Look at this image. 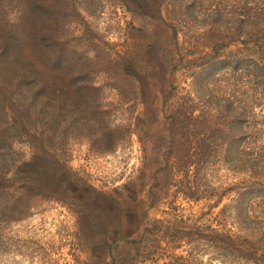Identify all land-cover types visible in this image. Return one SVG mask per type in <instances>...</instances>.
I'll use <instances>...</instances> for the list:
<instances>
[{"label":"rangeland","instance_id":"1","mask_svg":"<svg viewBox=\"0 0 264 264\" xmlns=\"http://www.w3.org/2000/svg\"><path fill=\"white\" fill-rule=\"evenodd\" d=\"M2 1L4 33L23 41L29 61L38 58V71L48 72L47 57L65 54L74 73L82 72L83 85L74 84L76 74L62 73L50 98L42 96L30 109L22 101L26 91L19 95L17 84L10 86L14 79H0V264H114L111 249L118 263L183 264L175 255L189 260V249L170 253L167 244H155L172 231L169 225L188 221L195 243L204 226L210 227L205 234L238 231L222 210L235 195L227 192L242 187L246 175L229 171L230 164L217 162L207 171L218 195L203 192L204 186L194 198L174 194L180 176L169 173L171 123L183 105L201 115L193 84L214 59L199 36L190 39L179 28L174 37L168 0H38L43 12L36 20L29 12L35 0ZM36 31L38 45L29 35ZM243 41L226 48L224 57L245 58ZM254 60L237 73L232 65L211 75V89L220 98V91L236 95L245 107L247 88L257 83L246 75ZM29 111L37 125L30 130L23 121ZM109 123L129 129L117 134L111 151ZM234 238L233 249L250 260L230 251L221 258L208 248L188 263L264 264V251L254 253V244Z\"/></svg>","mask_w":264,"mask_h":264},{"label":"trees","instance_id":"2","mask_svg":"<svg viewBox=\"0 0 264 264\" xmlns=\"http://www.w3.org/2000/svg\"><path fill=\"white\" fill-rule=\"evenodd\" d=\"M168 1L171 7L170 15L174 16L172 23L174 37L178 38L179 28L183 29L190 39L191 36L195 39L200 37L201 46L211 50L212 59H214V63L210 59L205 67L201 68L202 71L207 70L206 75L193 84L197 87L194 89L196 94L192 93V96L198 105L201 104L199 105L201 106V115L195 117V107L183 105L174 114L171 123L167 160L168 163L170 160L174 163L169 173H176L177 170L180 176L179 184H177L179 186L174 194H181L185 198H194L197 191L204 186L203 192L212 195L214 191L218 195L219 187L214 189L208 186V177L212 175L209 176L207 173V171L215 169L217 162L219 165L230 164L228 170L236 175L245 174L246 180L242 187L240 185L238 189L232 188L227 192V194L234 193L235 195L231 199V203L222 210L225 213L223 217L232 216V220H234L232 225L235 224V228L238 230L235 234L232 230H228L229 228L224 229V227L222 229L227 230L226 232L211 229L205 234L202 232L207 231L210 227L204 226L202 230H199L195 243L191 237L193 234L187 231L190 227H187L188 225L185 223L188 221L182 220L175 226L169 225L172 231L166 230L162 236L163 239L156 240L155 244H167L163 249L170 253L183 248H186V252L189 249L187 251L189 260H185L184 256L175 255L176 262L183 261L185 262L183 264H189L190 261L197 259L196 256L200 257L201 254L208 251V248L216 250L221 258L225 251H230L229 253L241 256L246 262V260H250L247 255L233 249L234 241H236L235 236L247 240V247L254 244V253L264 251V0ZM3 4L4 2L0 0V8ZM34 5L30 7L29 12L31 17L36 20L43 10L39 6L38 0L34 1ZM8 6H12L11 1ZM4 27L5 20L1 19L0 12V79L3 84L14 79L10 85L11 89L17 84L18 91L16 93L22 94L21 92L26 91L27 98L23 97L22 101L30 109L38 100L42 101V96L50 98L56 90L52 85H56V79L60 78L62 73L76 74L74 84L83 85L80 79L82 72L75 71L74 73L75 68L72 66V60L65 54L47 57L46 70L48 72L43 74L38 71L36 63L38 58L29 61L25 54L23 41L10 33L11 31L8 35L5 34ZM33 28L37 30L36 25ZM29 35L38 45L40 33L36 31L35 35L31 33ZM243 39L244 47L241 52L244 53L245 58L238 59L236 55L230 56L233 55L232 53H229L228 58H225L226 48ZM251 59H256L254 60L255 69L246 75L252 80L255 79L257 83L247 88L249 100L247 104L245 103V107L237 103L236 95L232 97L226 93L223 96V92L220 91L221 99L214 93L211 88L215 87L216 77L210 78L211 75L216 76L215 73L232 65L233 71L237 73L242 64L250 62ZM186 101L192 100L187 98ZM23 107L25 106L23 105ZM212 112L217 115H213ZM29 114L31 111L25 113L23 121L25 127H28L26 129L30 130L37 125L36 121L30 122ZM183 116H185V121L181 120ZM199 118L202 121H199ZM180 124H184L183 130L180 129ZM107 127L106 146L111 151L118 141V135L120 133L129 135L127 131L129 129L123 125L114 126L110 123ZM221 184L220 182L219 185ZM188 190L191 191V194L187 193ZM218 198L220 200L216 201V206L222 201V196ZM258 210L260 213H254ZM168 223L170 224L169 221ZM232 225L230 224V226ZM256 238H258L257 240L262 238L261 245L254 243ZM110 252L112 262L118 263L112 249ZM122 262L118 264L143 263L125 260Z\"/></svg>","mask_w":264,"mask_h":264}]
</instances>
